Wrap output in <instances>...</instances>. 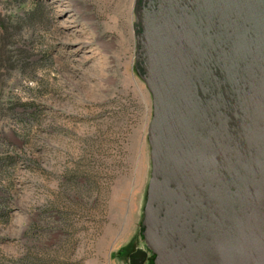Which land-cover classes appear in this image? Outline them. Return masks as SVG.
Returning <instances> with one entry per match:
<instances>
[{
  "label": "rangeland",
  "instance_id": "374dc122",
  "mask_svg": "<svg viewBox=\"0 0 264 264\" xmlns=\"http://www.w3.org/2000/svg\"><path fill=\"white\" fill-rule=\"evenodd\" d=\"M133 0H0V264H128L151 94Z\"/></svg>",
  "mask_w": 264,
  "mask_h": 264
},
{
  "label": "water",
  "instance_id": "95a60500",
  "mask_svg": "<svg viewBox=\"0 0 264 264\" xmlns=\"http://www.w3.org/2000/svg\"><path fill=\"white\" fill-rule=\"evenodd\" d=\"M154 264H264V0H133Z\"/></svg>",
  "mask_w": 264,
  "mask_h": 264
},
{
  "label": "flooded vegetation",
  "instance_id": "af4514ba",
  "mask_svg": "<svg viewBox=\"0 0 264 264\" xmlns=\"http://www.w3.org/2000/svg\"><path fill=\"white\" fill-rule=\"evenodd\" d=\"M142 246H133V249L129 251L128 264H154V253L146 245L144 239Z\"/></svg>",
  "mask_w": 264,
  "mask_h": 264
}]
</instances>
